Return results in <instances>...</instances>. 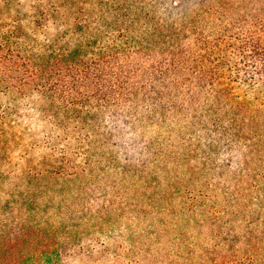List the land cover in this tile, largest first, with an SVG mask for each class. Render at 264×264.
<instances>
[{
    "label": "trees",
    "instance_id": "obj_1",
    "mask_svg": "<svg viewBox=\"0 0 264 264\" xmlns=\"http://www.w3.org/2000/svg\"><path fill=\"white\" fill-rule=\"evenodd\" d=\"M14 9L0 83L49 95L74 138L12 156L0 109V264H264V0Z\"/></svg>",
    "mask_w": 264,
    "mask_h": 264
},
{
    "label": "rangeland",
    "instance_id": "obj_2",
    "mask_svg": "<svg viewBox=\"0 0 264 264\" xmlns=\"http://www.w3.org/2000/svg\"><path fill=\"white\" fill-rule=\"evenodd\" d=\"M24 2H31L32 0H22ZM197 1V0H194ZM14 3L15 0H0V25L3 23L10 22L12 15L14 14ZM28 4H26L27 6ZM25 6V7H26ZM13 7V8H12ZM256 94L253 92L252 96L254 97ZM49 95L40 93V92H21L14 89L5 88L4 84L0 83V109L6 110V146H9L8 152L13 155L20 156L25 152V148L27 146H39L43 148L44 144H46V136H52V145H56L61 147L59 141V135L63 133L66 129L65 126L69 124L63 120V117L67 115V111L63 109L62 105L57 104V108L55 107L56 103H53L52 100L48 97ZM62 107V109L60 108ZM70 134L71 141L74 138V133L72 128H68L64 131V135ZM67 141V140H66ZM5 146L2 145L4 149ZM35 155L28 164L32 165H41L43 164V158H46L47 163L50 162V153L47 150L43 151H34ZM27 158L21 160L25 163ZM116 224H99L98 229L100 230L97 234V239L94 241L97 243L99 240H106L107 243H112L116 250H119V245L125 241H127V237L125 234L127 231H114L111 230ZM77 240L81 238L84 234L87 238H91L86 230L76 232ZM119 236V237H117ZM85 239L82 237L80 240ZM86 240V239H85ZM76 241V240H75ZM77 243V241L75 242ZM89 245V243L87 244ZM98 249H101L100 245L97 246ZM98 255H101L100 252H97ZM76 258L72 259L69 264H96V260H104L102 257L78 254ZM107 260L111 258V256L104 257ZM107 264H112L111 261H107Z\"/></svg>",
    "mask_w": 264,
    "mask_h": 264
}]
</instances>
